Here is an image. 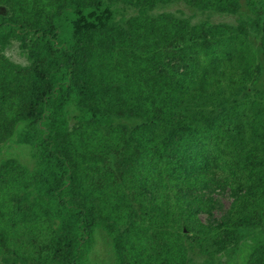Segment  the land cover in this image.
<instances>
[{
    "label": "trees",
    "instance_id": "1",
    "mask_svg": "<svg viewBox=\"0 0 264 264\" xmlns=\"http://www.w3.org/2000/svg\"><path fill=\"white\" fill-rule=\"evenodd\" d=\"M177 2L236 23L156 13ZM0 7V157L16 144L35 161L0 160V264H91L97 232L106 264H193L189 233L222 254L242 228L258 234L237 264H264V0ZM14 41L26 65L3 54ZM223 183L228 215L202 225L201 192Z\"/></svg>",
    "mask_w": 264,
    "mask_h": 264
},
{
    "label": "rangeland",
    "instance_id": "2",
    "mask_svg": "<svg viewBox=\"0 0 264 264\" xmlns=\"http://www.w3.org/2000/svg\"><path fill=\"white\" fill-rule=\"evenodd\" d=\"M160 12H170L177 17L189 18L192 23L201 21H208L212 24L236 23V17L217 14L204 15L199 11L188 8L185 4L180 2L156 10V13ZM6 13L7 11L0 7V14L5 15ZM134 13L135 10L132 9L127 11L128 15ZM3 54L14 63L21 65L27 64V60L19 49L18 42H11V44L3 50ZM168 65L178 71H182L188 66L186 61L178 59L170 60ZM7 158L15 159L26 165L30 171L34 170L35 161L33 159V150L28 146L9 144L4 148L0 160ZM201 195L205 199H210L212 207L208 213L199 212L197 219L202 225L208 227L220 226V224L225 221L233 202V196L230 193L229 187L223 183L221 188L214 189L211 192L202 191ZM239 232L242 238L236 250L222 254L216 252L218 248L212 244V239L209 236L199 235L195 232L189 233L188 235L194 238L193 244L195 246V253L191 254L193 264H237L244 261L255 243V236L258 234V230L242 228ZM207 254L211 256V260L207 259ZM90 259L92 260V262H90L91 264H106L112 259L111 248L100 232L94 234L93 249Z\"/></svg>",
    "mask_w": 264,
    "mask_h": 264
}]
</instances>
